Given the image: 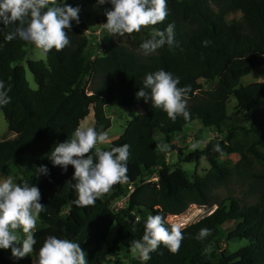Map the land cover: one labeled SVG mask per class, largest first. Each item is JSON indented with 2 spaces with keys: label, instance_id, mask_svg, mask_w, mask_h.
Wrapping results in <instances>:
<instances>
[{
  "label": "trees",
  "instance_id": "1",
  "mask_svg": "<svg viewBox=\"0 0 264 264\" xmlns=\"http://www.w3.org/2000/svg\"><path fill=\"white\" fill-rule=\"evenodd\" d=\"M71 1L67 3L75 7ZM81 1L99 5L97 0ZM110 7L105 6L97 22H106L104 13ZM167 8L169 15L163 22L148 26L164 30L174 23L177 43L171 47L165 44L147 56L104 37L101 55L87 63L84 53L89 40L72 22L69 46L49 51L45 61L27 62L37 90L29 87L25 68L18 64L25 56L27 42H7L6 35L16 25L0 24V80L11 88V102L0 112L8 132L15 135L0 142V171L28 157V178L17 183L36 184L45 205L39 217L45 227L34 231L37 244L31 258L9 260L0 251V264H35L48 235L80 242L88 264H110V259L120 264L119 254L130 250L132 240L142 238L149 214H162L166 219L182 215L192 205L216 208L182 228L184 239L178 251L161 244L150 253V259L132 264H264V83L236 88L241 78L264 67V0H167ZM234 13H240V18L229 22L227 17ZM133 38L135 48L143 53L140 44L150 36L141 38L134 33ZM204 40L211 43L204 46ZM161 68L178 76L180 87H190L187 99L202 96L204 104L188 106L189 119L178 116L173 121L151 101L136 98L145 75ZM86 77L99 81L90 94L82 81ZM201 79L216 81V85L203 90ZM106 106L142 109L104 149L130 145L128 180L114 184L94 204L77 206L73 203L77 198L72 188L74 168L69 165L65 172L53 166L48 155L57 143L71 137L91 111L93 127L107 132L111 120L105 115ZM192 123L213 128L222 136L177 158L179 163H198L204 158L209 170L203 177L190 176L178 165H166L155 138L157 134L170 146ZM240 134L250 140L236 141ZM217 143L222 152L213 150ZM222 156L233 157L234 166L228 167L220 160ZM40 165L48 167L49 175L37 176ZM154 172L155 182H142L143 176ZM234 182L246 187L247 196L256 197V203L244 205L234 197L214 202L213 192ZM129 186L133 191L127 207L114 211L113 203ZM204 227L212 234L197 240ZM226 228L230 230L224 235ZM238 239L247 245L226 254L223 245Z\"/></svg>",
  "mask_w": 264,
  "mask_h": 264
},
{
  "label": "clouds",
  "instance_id": "2",
  "mask_svg": "<svg viewBox=\"0 0 264 264\" xmlns=\"http://www.w3.org/2000/svg\"><path fill=\"white\" fill-rule=\"evenodd\" d=\"M97 4L111 6L105 10L106 22L103 27L112 36L123 37L139 32L142 26L157 25L169 15L167 0H97ZM79 12V6H71L67 0H0V24L16 25L5 40L11 42L19 39L31 43L45 54L70 45L69 32L73 21L80 23ZM176 43L175 24L169 23L164 30L153 29L150 38L140 44V49L147 56L165 44L171 47ZM202 43L208 46L211 41L204 40ZM179 85L178 76L161 68L145 75L135 95L137 99L151 101L173 121L178 116L187 120L190 118L187 101L190 87ZM10 91L5 81L0 80V108L11 102ZM108 139L105 131H97L92 126H80L70 138L57 143L48 155L52 165L61 167L65 172L69 165L74 168L75 183H72V188L77 198L73 203L77 206L94 204L114 184L128 180L130 145L113 146L110 150L97 147ZM157 147L161 151L169 149L164 141ZM191 147L195 150L200 144L193 143ZM93 149L94 154H90ZM213 150L222 152V147L217 143ZM36 172L37 176L49 175L46 165H40ZM41 199V191L36 184L16 183L11 176H0V249L10 248L12 256L17 259L33 253L34 245L37 244L34 229L40 214L45 211ZM18 229H22L23 237L17 234ZM211 234L212 230L204 227L195 238L204 240ZM183 239L182 225L169 224L162 214H149L142 238L132 240L130 249L142 261H147L150 253L161 244L172 252L178 251ZM86 255L80 242L48 235L37 253L35 264H88Z\"/></svg>",
  "mask_w": 264,
  "mask_h": 264
},
{
  "label": "rangeland",
  "instance_id": "3",
  "mask_svg": "<svg viewBox=\"0 0 264 264\" xmlns=\"http://www.w3.org/2000/svg\"><path fill=\"white\" fill-rule=\"evenodd\" d=\"M71 3L77 7L79 6L80 12H79V19L80 23L76 24L74 21L73 23L80 28L84 36L88 38L89 44L85 50L84 56L87 63H90L96 58L97 56L101 55L100 51V42L102 38L109 37L112 39L113 42L126 46L129 49H134L138 54H143L139 50H137L133 44L134 42V33H137L141 38L145 36H151L152 30L149 26H142L141 30L139 32H133L131 34H126L123 37L120 36H112L110 33H108L104 27L103 23L97 22L96 18L101 15L102 10L105 8L107 4L104 5H95V6H89L87 3L81 0H72ZM240 18V13H234L227 17V20L233 21L238 20ZM144 55V54H143ZM29 60L32 61H45V53L35 45L31 43H27V46L25 47V56L21 62L18 64L23 66L25 68V77L29 84V87L32 90H37V86L34 83L33 75L30 73V71L27 69V62ZM90 82L88 85H85L87 88V93L90 94L91 90L98 84V80L95 78H90ZM83 79V83H84ZM254 82H263L264 83V67H259L254 69L249 75L244 76L240 79L238 87L246 86L250 83ZM199 84L201 85L203 90L212 89L216 85V81L213 82H207L205 80H199ZM188 106H197L202 105L203 100L202 96L200 94L194 95L191 99H187ZM231 103L229 106L231 107L233 104V101L230 100ZM142 112V109L140 107H131V108H124V107H111L106 106L105 107V115L110 118L111 120V126L109 130H107L109 139L103 143L98 144L97 147H101L102 149H105L109 146L110 142L114 139L118 138L123 133V129L126 127V124L131 121L133 118L138 116ZM230 112V111H229ZM93 114L92 111L89 113V115L85 118L84 121L81 122V126H92L93 127ZM14 134H11L7 130V124L4 120L3 114L0 112V142L5 140H10L14 138ZM155 138L160 143V139L158 138L157 134H155ZM222 136L213 128L205 129L198 123H193L189 125L187 128L182 130L176 141L169 146L168 151H161L162 153V161L172 167L178 165L182 170L187 172L190 176L193 174L198 175L199 177H203L204 174L209 170L208 163L204 160V158H201L198 163H179L177 161V158L179 156H185L190 152H193L191 145L193 143H199L200 147L195 150H200L203 148L204 144L207 141H214L221 139ZM250 140V137H245L243 135H239L236 138V141L240 143H246ZM95 152V149H93ZM220 160L228 165V167L232 168L235 164V159L233 157L229 158V156H222ZM28 162V157H25L24 160L20 163H17L15 165H12L8 170L0 171V176L7 177L11 176L14 179V182L17 183L19 179L27 180L28 178V170L26 168V164ZM157 180L156 174L151 173L143 176L142 182H155ZM130 191L124 190L123 193L120 195L118 199L113 203L112 209L114 211H117L119 209H123L127 207V202L129 200ZM228 197H234L236 198L241 204L244 205H252L256 203V197H248L246 194V187L241 186L239 183L234 182L229 188L225 189H219L215 190L213 192V200L214 202H220L223 199H226ZM118 202V203H117ZM117 203V204H116ZM216 208V206H205V207H198L195 205H192L188 208V210L179 216H168L166 220L169 222V224H180L182 225V228L186 225L193 224L197 222L198 220L202 219L203 217L209 215L212 213V211ZM45 225L38 219L37 226L34 229V231H37L39 229L44 228ZM227 230H230L229 228L223 229L222 233L225 235ZM17 234L21 237H23L22 229L16 230ZM112 237H109V240ZM247 245V242L242 239L233 240L230 242H227L225 245H223V248L225 250L226 254L234 253L238 249L245 247ZM2 254L7 257L9 260L13 259L11 249H0ZM24 258H31V254L26 255ZM22 258V259H24ZM111 263L114 264L116 262V259H110ZM118 261L120 264H132V262L142 261L137 255H134L130 250L124 251L119 254Z\"/></svg>",
  "mask_w": 264,
  "mask_h": 264
},
{
  "label": "built area",
  "instance_id": "4",
  "mask_svg": "<svg viewBox=\"0 0 264 264\" xmlns=\"http://www.w3.org/2000/svg\"><path fill=\"white\" fill-rule=\"evenodd\" d=\"M90 80H91V79H90L89 77H86V78H85V80H84V87H85V85H88V84H89ZM85 89H86V92H87V88H86V87H85ZM87 94H88V93H87ZM128 190H129L130 192H132V191H133V187H132V186H129V187H128ZM117 203H118V202H117ZM117 203H116V204H117Z\"/></svg>",
  "mask_w": 264,
  "mask_h": 264
},
{
  "label": "crops",
  "instance_id": "5",
  "mask_svg": "<svg viewBox=\"0 0 264 264\" xmlns=\"http://www.w3.org/2000/svg\"><path fill=\"white\" fill-rule=\"evenodd\" d=\"M104 110H105V108H104ZM192 124H193V123H192ZM190 125H191V124H190ZM80 126H81V124H80ZM80 126H79V127H80ZM186 128H187V127H186Z\"/></svg>",
  "mask_w": 264,
  "mask_h": 264
}]
</instances>
